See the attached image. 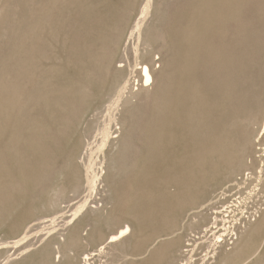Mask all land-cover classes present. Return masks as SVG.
I'll return each instance as SVG.
<instances>
[{
	"label": "rangeland",
	"instance_id": "1",
	"mask_svg": "<svg viewBox=\"0 0 264 264\" xmlns=\"http://www.w3.org/2000/svg\"><path fill=\"white\" fill-rule=\"evenodd\" d=\"M263 118L264 0H0V264H182Z\"/></svg>",
	"mask_w": 264,
	"mask_h": 264
},
{
	"label": "bare ground",
	"instance_id": "2",
	"mask_svg": "<svg viewBox=\"0 0 264 264\" xmlns=\"http://www.w3.org/2000/svg\"><path fill=\"white\" fill-rule=\"evenodd\" d=\"M138 70L141 86L147 87V85L152 82L153 69L151 65L144 61L140 64V69ZM261 130L264 134V118L261 122ZM261 144L264 152V139ZM261 153L259 155H261ZM262 170V166H258L256 169L250 170V175L246 176V179L249 178L250 181L255 182L254 187L257 186L255 189H253L254 187L250 189V191H252L250 194L254 195L259 193L260 197L259 203L249 212H244L243 209L246 207L245 200L247 198L249 199L251 196L248 194L250 197H247L246 193L245 197L247 198L245 199L244 195L241 196L240 192L238 190L236 191V187L240 184L237 178L239 172L234 173L233 171H229L227 173V175L232 177L231 181L233 183L226 186L219 183L214 185L212 197L208 199L209 202H211L210 206L212 205V210L211 212L197 214V220L193 222V224L195 223V227L192 228L199 230L201 237H198V241L195 239L192 243L186 244V249L183 247L185 252L184 254L182 253L184 255V257H182L184 259L181 258L182 264H247L246 254L248 251L247 241L249 231L251 229H258L264 221V215L261 217L258 216V213H264V179H262L264 174ZM233 190H235V192H232ZM218 192L221 193V196L216 195ZM206 204L207 203H205V205ZM194 207H196V205ZM192 212H194V210ZM235 212L240 213V217L236 218L237 213ZM130 229L131 227L127 224L120 227L115 233L107 237V243L123 242L125 239L124 237L130 232ZM14 243H16V241H14ZM103 248L104 247L99 248V251H102ZM29 250L30 248L26 249L22 254L28 253ZM17 259L18 258L14 257L11 261H16ZM82 260L83 264H89V253L85 254ZM260 264H264V261Z\"/></svg>",
	"mask_w": 264,
	"mask_h": 264
}]
</instances>
